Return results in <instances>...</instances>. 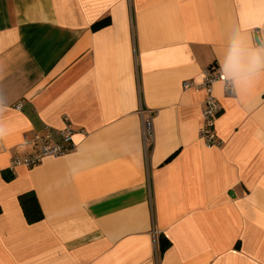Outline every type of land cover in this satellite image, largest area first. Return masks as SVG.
<instances>
[{
    "label": "crops",
    "instance_id": "0c3cea01",
    "mask_svg": "<svg viewBox=\"0 0 264 264\" xmlns=\"http://www.w3.org/2000/svg\"><path fill=\"white\" fill-rule=\"evenodd\" d=\"M235 29L259 41L264 0H0V264H264V81L247 107L212 86L211 146L182 87ZM65 118L66 154L10 169Z\"/></svg>",
    "mask_w": 264,
    "mask_h": 264
},
{
    "label": "clouds",
    "instance_id": "9594fccd",
    "mask_svg": "<svg viewBox=\"0 0 264 264\" xmlns=\"http://www.w3.org/2000/svg\"><path fill=\"white\" fill-rule=\"evenodd\" d=\"M218 63V78L211 81L213 88L230 91L244 107L249 106L254 102V89L264 81V30H261L259 41L247 30L231 31ZM197 83L203 84L204 80ZM8 108L6 96L0 92V115ZM4 135L5 126L0 123V138Z\"/></svg>",
    "mask_w": 264,
    "mask_h": 264
},
{
    "label": "built area",
    "instance_id": "2783aa9c",
    "mask_svg": "<svg viewBox=\"0 0 264 264\" xmlns=\"http://www.w3.org/2000/svg\"><path fill=\"white\" fill-rule=\"evenodd\" d=\"M216 78H218V73L213 72L211 69H207L202 74V80H204L203 84H198L191 80H184L182 82V87L184 89H201L206 93L202 108L203 123L199 129V134L205 143L210 146L219 145L221 143L216 137L213 128L214 120L220 107L218 101L212 94L211 81ZM226 92L231 93L230 91ZM17 107L20 108L21 104H18ZM65 122L66 125L60 130H52L49 126H46L43 133H36L32 139V142L38 144L36 150L24 158L13 159L10 164V169L18 165L29 166L36 164L46 156L57 157L66 154L72 148V134L74 130L67 118H65ZM143 134L145 143L151 141L153 133L150 117L143 120ZM54 136L58 137V140L52 141Z\"/></svg>",
    "mask_w": 264,
    "mask_h": 264
},
{
    "label": "trees",
    "instance_id": "16d2710c",
    "mask_svg": "<svg viewBox=\"0 0 264 264\" xmlns=\"http://www.w3.org/2000/svg\"><path fill=\"white\" fill-rule=\"evenodd\" d=\"M109 23V19L107 17L98 20L92 25V28L98 29L105 24ZM4 174L5 179H10L12 176L10 174ZM20 207L22 209L23 215L28 223H34L43 218V212L40 207V204L37 200L36 195L33 192H25L19 195L18 197Z\"/></svg>",
    "mask_w": 264,
    "mask_h": 264
}]
</instances>
